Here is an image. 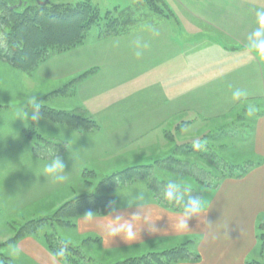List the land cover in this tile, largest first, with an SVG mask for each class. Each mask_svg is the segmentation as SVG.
<instances>
[{"label":"rangeland","instance_id":"obj_1","mask_svg":"<svg viewBox=\"0 0 264 264\" xmlns=\"http://www.w3.org/2000/svg\"><path fill=\"white\" fill-rule=\"evenodd\" d=\"M163 1L164 16L151 24L154 32L142 30L149 23H140L124 34L100 35L106 22L101 21L81 45L51 55L30 74L0 59V264H24L10 258L21 238L39 240L53 257L44 236L56 233L65 240L75 219L63 226L48 223L33 235L16 238L20 226L49 217L71 198L95 191L102 178L131 165L149 166L143 170L147 175L116 189L144 182L163 204L169 178L181 179L191 195L206 198L221 180L244 173L242 165H254L249 137L264 113V61L246 43L264 0ZM90 2L104 14L131 6L133 0ZM142 9L143 17L155 20V14ZM137 40L148 45L141 57L135 55ZM237 88L246 90V97L234 100ZM32 93L48 109L89 118L91 129L46 117L24 123L16 112ZM64 126L71 134L62 131ZM197 143L200 148L194 147ZM55 151L62 158L67 151L63 182L41 174ZM259 244L257 239L258 257L250 261L264 262ZM80 249L94 264L105 261Z\"/></svg>","mask_w":264,"mask_h":264},{"label":"crops","instance_id":"obj_2","mask_svg":"<svg viewBox=\"0 0 264 264\" xmlns=\"http://www.w3.org/2000/svg\"><path fill=\"white\" fill-rule=\"evenodd\" d=\"M194 19L196 24H200L196 17ZM198 63L201 62H196V65ZM62 129L71 134V129L65 126ZM63 139L66 137L63 136ZM249 139L255 156V161L251 162L253 167L241 177H227L215 188L207 190L206 199L211 206L205 218L189 219L188 228L177 230L175 227L182 208L161 203L144 182H133L112 191L113 201L119 205L112 215L129 218L128 214L136 209L129 208L126 199H134L142 194L149 214L159 229L155 234L149 235L142 228L141 232L138 231L136 241L126 242L120 236L112 240L102 233L100 227L110 219L107 217L108 212L102 216L94 215L95 220L91 222L83 216L73 219L75 223L67 229L69 231L64 235L65 240H71L72 244L81 247L92 258L96 255L104 259L101 264H113L125 258L176 248L188 242L191 243L190 250L198 259L171 264H246L257 258V224L264 223V113L255 120ZM66 152L62 159L66 157ZM132 189L137 193L133 194ZM201 196L204 197L203 193ZM89 238L91 241H87ZM22 239L15 241L14 250L10 252L13 253L11 260H20L24 264H61L45 252L37 243L39 240Z\"/></svg>","mask_w":264,"mask_h":264},{"label":"trees","instance_id":"obj_3","mask_svg":"<svg viewBox=\"0 0 264 264\" xmlns=\"http://www.w3.org/2000/svg\"><path fill=\"white\" fill-rule=\"evenodd\" d=\"M15 0H0V59L10 66L30 74L41 62L51 55L67 51L81 45L88 31L101 21H106L100 35L110 36L129 32L140 23H155L156 18L164 16L163 0H133L131 6L121 10L100 13L97 5L90 0H78L74 4L50 3L42 6L14 7ZM142 7L155 14V20H147ZM111 15V18H109ZM143 18V19H141ZM141 19V21H139ZM108 20V21H107ZM146 20V21H142ZM52 53V54H51ZM43 117L54 122H63L89 131L92 122L89 118L75 116L62 110H51L42 106ZM245 166L244 173L253 165ZM149 166H130L102 178L97 183V189L91 193L77 195L62 204L52 215L22 224L16 238L33 235L45 224L63 226L70 220L83 216L88 211L94 215H105L112 202L111 193L120 185L138 178H144L143 170ZM247 168V169H246ZM147 171V170H146ZM88 178V173H85ZM160 183L158 186L160 187ZM257 236L259 246L264 247V225L260 226ZM48 251L53 255L63 246V239L56 233L45 235ZM188 242L176 248L161 253H146L139 257L127 258L114 264H171L180 261L197 260L198 256L190 250ZM262 253V251H261ZM263 254V253H262ZM261 255V254H260ZM64 264H94L83 254L80 247L69 244L66 258L59 260ZM246 264H264V262L248 261Z\"/></svg>","mask_w":264,"mask_h":264},{"label":"clouds","instance_id":"obj_4","mask_svg":"<svg viewBox=\"0 0 264 264\" xmlns=\"http://www.w3.org/2000/svg\"><path fill=\"white\" fill-rule=\"evenodd\" d=\"M256 25L257 27L249 33L247 36L246 48L249 52L253 53L258 59L264 61V9H257L255 12ZM142 30L154 32L155 29L153 25L147 24L142 26ZM146 43H142L140 40L136 41V53L137 57L143 55V49L147 48ZM247 91L244 89L237 88L232 92V98L234 100H240L246 97ZM42 104L41 97L38 93H32L28 95L23 105L17 110V118L21 119L24 123L36 124L43 120L42 114ZM254 111V109L250 110ZM200 144L194 145L195 148H200ZM65 163L60 155L55 151L51 154L46 162L43 163L41 174L45 177H51L56 182H63L65 176ZM184 181L179 178H169L165 185L163 192L161 194V199L166 204L176 205L182 207V212L176 219L175 227L177 230H184L188 228V221L191 218L200 219L205 218L211 204L210 202L202 196H193L191 191L186 189L184 186ZM93 192V191H89ZM127 198V197H126ZM126 203L129 208L134 207L136 210L129 213L126 218L124 215H112L119 205L112 201L109 204L108 216L110 219L108 222L102 224V233L112 240L120 236L126 242L136 241L138 231L144 228L147 230L149 235L155 234L159 229L155 225V221L152 220L148 205L145 203L144 196L138 195L134 199H126ZM83 217L87 221H94V212L88 211L83 214ZM71 240H63V246L59 251L53 253V260H63L66 258V252Z\"/></svg>","mask_w":264,"mask_h":264},{"label":"flooded vegetation","instance_id":"obj_5","mask_svg":"<svg viewBox=\"0 0 264 264\" xmlns=\"http://www.w3.org/2000/svg\"><path fill=\"white\" fill-rule=\"evenodd\" d=\"M44 0H31V1H25V0H15L14 1V7H21V6H42L41 2ZM51 1V0H50ZM50 1L48 3H50ZM47 3V4H48ZM46 5V4H45Z\"/></svg>","mask_w":264,"mask_h":264},{"label":"water","instance_id":"obj_6","mask_svg":"<svg viewBox=\"0 0 264 264\" xmlns=\"http://www.w3.org/2000/svg\"><path fill=\"white\" fill-rule=\"evenodd\" d=\"M49 1H50V0H44V1L41 2V5H45V4H47Z\"/></svg>","mask_w":264,"mask_h":264}]
</instances>
